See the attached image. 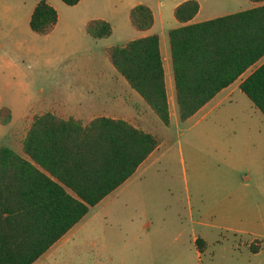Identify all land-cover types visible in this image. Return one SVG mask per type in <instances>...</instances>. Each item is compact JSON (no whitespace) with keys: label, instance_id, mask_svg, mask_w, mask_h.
Masks as SVG:
<instances>
[{"label":"rangeland","instance_id":"rangeland-1","mask_svg":"<svg viewBox=\"0 0 264 264\" xmlns=\"http://www.w3.org/2000/svg\"><path fill=\"white\" fill-rule=\"evenodd\" d=\"M38 1L0 0V146L16 150L39 114L112 102L106 45L124 35L120 23L110 38L93 39L61 0H46L57 22L36 33L29 19ZM202 4V16L239 8ZM233 96L169 125L148 108L158 148L32 264H264V116L240 90Z\"/></svg>","mask_w":264,"mask_h":264},{"label":"trees","instance_id":"trees-1","mask_svg":"<svg viewBox=\"0 0 264 264\" xmlns=\"http://www.w3.org/2000/svg\"><path fill=\"white\" fill-rule=\"evenodd\" d=\"M198 10L197 0L179 3L173 15L181 25L168 32L180 121L264 55V6L189 23ZM57 17L55 8L40 0L31 12L30 28L47 34ZM130 21L137 30L149 29L151 9L136 5ZM111 31L110 23L101 19L86 25L93 39L105 38ZM107 52L115 70L169 125L158 35L136 38ZM240 89L264 115V62L240 83ZM159 144L156 135L122 119L100 116L83 125L50 112L35 117L22 141L31 161L0 146V264L34 263L91 206L127 180ZM195 243L198 247L204 241L197 238Z\"/></svg>","mask_w":264,"mask_h":264},{"label":"crops","instance_id":"crops-1","mask_svg":"<svg viewBox=\"0 0 264 264\" xmlns=\"http://www.w3.org/2000/svg\"><path fill=\"white\" fill-rule=\"evenodd\" d=\"M183 1L185 0H174L173 2L169 4L168 6L169 8H166V4L163 1L161 2L159 0H136V1L135 0H79L78 3L74 5H70L72 9L74 10V15H75L74 17L80 18V21L81 23L85 25V28H86L87 23L90 20H94V19H101V20H105L110 23L112 27L111 34L102 39H108L111 36H113L115 32V28H116L115 24H120V23L122 24L121 29H123V32H124V35L122 36L123 40H119L120 38H118L115 42H111L107 44L106 50L112 46H117V45L123 46L129 41L134 40L136 38H141V37H145V36H149L153 34L158 35L159 50L161 54L162 66H163V71H164L165 89H166L167 103H168L169 114H170V121L172 118H179V116H178V107H177L176 95H175V85H174V76H173V68H172V62H171V51H170V42H169L168 32L169 30L179 27L181 25V23L175 19L173 15V11H174V8ZM197 1L199 2V10L197 14L189 21V23L201 22L204 20L212 19V18L223 15V14L220 15V14L212 13V14H209L210 16H202V13H201L203 9L202 0H197ZM232 1L238 4L239 8L231 12H226L225 14L234 13V12H238L241 10H247V9L255 8L258 6H264V0L259 1V2H252L250 0H232ZM138 4H145L152 11L153 24L147 30H137L131 24L130 11L133 7H135ZM54 7L56 8L55 10L58 11L57 7L56 6ZM168 9L170 12L168 11ZM211 10L213 11L214 8L211 7ZM261 22L264 24V20H261ZM263 62H264V55L257 62H255L253 65L247 68L242 74H240L237 77V79H235L231 84H229L227 87L217 92L204 106H202L191 117L195 116L197 113H199L202 109L206 108L211 103H213L212 105V108H213L228 99H229L230 104L232 102H236L233 94L237 90L241 91L240 83L248 75H250L258 66H260ZM112 68L113 69H112L111 74H112L113 80L111 81V86H112V91H113V100L107 107L105 108L85 107V108L77 109L76 111H72V112H63V111L61 112L47 111V112H50L62 119H74V120H80L84 122H88L100 116L109 117L113 119H122V120L129 122L136 128L152 133L150 129L151 127L150 123L152 122L156 123L157 121L155 117L150 115L151 114L149 113L150 108L145 103V101L142 99V97L134 89H132L129 86L126 80L115 70L113 66ZM238 99L240 101L243 100L241 96H239ZM251 104L252 106H254L252 102ZM138 105H141V108L138 107ZM254 108L256 107L254 106ZM256 110L258 109L256 108ZM47 112H43L41 114H44ZM246 114H249V113L246 112ZM254 141L258 142V137L254 138ZM10 149L13 152H15L17 155L21 156L22 158L30 160L29 156L25 154L23 151L22 143H21L20 149L18 150L13 149V148H10ZM155 150H153L147 156V158L139 164L135 172L128 179H130L137 172V170L152 156ZM249 161L250 162L254 161V164L256 167V180L260 182L262 180L261 172H260V167H262V163L256 157H253V159H249ZM37 167L39 166L37 165ZM77 223L74 226H72L56 242H59L64 236L70 233L71 230L75 228Z\"/></svg>","mask_w":264,"mask_h":264}]
</instances>
